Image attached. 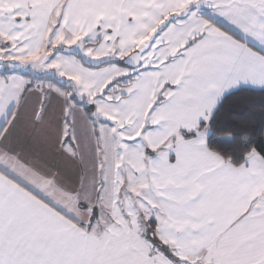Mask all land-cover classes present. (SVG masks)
I'll list each match as a JSON object with an SVG mask.
<instances>
[{"label": "snow or ice", "instance_id": "6c2138e0", "mask_svg": "<svg viewBox=\"0 0 264 264\" xmlns=\"http://www.w3.org/2000/svg\"><path fill=\"white\" fill-rule=\"evenodd\" d=\"M241 81L264 0H0V264H264V152L200 131Z\"/></svg>", "mask_w": 264, "mask_h": 264}, {"label": "trees", "instance_id": "16d2710c", "mask_svg": "<svg viewBox=\"0 0 264 264\" xmlns=\"http://www.w3.org/2000/svg\"><path fill=\"white\" fill-rule=\"evenodd\" d=\"M203 128L209 131V149L237 165L245 162L252 148L264 152V89L240 88L227 94L210 120L200 123ZM196 135L187 132L186 138Z\"/></svg>", "mask_w": 264, "mask_h": 264}, {"label": "crops", "instance_id": "0c3cea01", "mask_svg": "<svg viewBox=\"0 0 264 264\" xmlns=\"http://www.w3.org/2000/svg\"><path fill=\"white\" fill-rule=\"evenodd\" d=\"M240 88L264 89V86H262V85H257V84H253L251 81H248V82L241 81L238 85L233 86V87L227 89V90L223 93V95L219 98V100H218L216 106H215L214 109L212 110L211 115L214 113V111L216 110L217 106L220 104V102L223 100V98H224L227 94H229V93H231V92H233V91H235V90H238V89H240ZM204 121H205V120L201 119L200 123H202V122H204ZM205 136H206V142H207V135L205 134ZM194 138H195V137H194ZM207 146H208V145H207Z\"/></svg>", "mask_w": 264, "mask_h": 264}, {"label": "rangeland", "instance_id": "374dc122", "mask_svg": "<svg viewBox=\"0 0 264 264\" xmlns=\"http://www.w3.org/2000/svg\"><path fill=\"white\" fill-rule=\"evenodd\" d=\"M23 74L27 75L28 73H27V72H24ZM205 129H206V128L200 129V131H205ZM193 131L196 132V130H193ZM208 132H209V131L206 129L205 134L207 135ZM196 133H197V132H196Z\"/></svg>", "mask_w": 264, "mask_h": 264}]
</instances>
